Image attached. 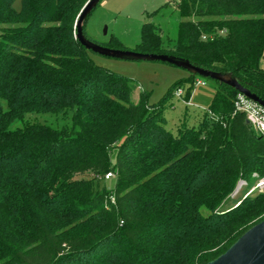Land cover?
<instances>
[{
  "label": "trees",
  "instance_id": "16d2710c",
  "mask_svg": "<svg viewBox=\"0 0 264 264\" xmlns=\"http://www.w3.org/2000/svg\"><path fill=\"white\" fill-rule=\"evenodd\" d=\"M16 1L0 0V264H208L264 219V189L226 208L239 181L251 191L264 177V136L236 111L237 91L190 74L160 105L135 103L129 79L75 39L89 0ZM177 8L173 48L149 23L135 52L230 72L264 101V0ZM198 80L214 98L173 135L165 106Z\"/></svg>",
  "mask_w": 264,
  "mask_h": 264
},
{
  "label": "rangeland",
  "instance_id": "374dc122",
  "mask_svg": "<svg viewBox=\"0 0 264 264\" xmlns=\"http://www.w3.org/2000/svg\"><path fill=\"white\" fill-rule=\"evenodd\" d=\"M179 1L102 0L88 18L85 30L90 40L101 46L135 51L142 42L143 26L152 23L159 29L164 47L171 49L178 39L180 23L185 20L177 8ZM21 7L22 0H17L15 9L20 11ZM88 53L97 65L129 79L133 102L138 103L140 95L146 94L151 107L160 105L174 84L190 76V73L184 69L159 61L119 60L92 51ZM261 66L264 69V59ZM187 88V83L181 87L182 97H179L175 90L165 106V126L173 135H178L183 124L197 127L208 111L216 92L215 83L205 80L202 84L196 83L188 101L185 99ZM256 176L257 174H254V177ZM80 177L90 178L91 174L86 173ZM116 184L115 178L105 182L108 191H113ZM250 194L247 184L239 181L226 208L238 204L243 197ZM203 213H207L206 208H203Z\"/></svg>",
  "mask_w": 264,
  "mask_h": 264
},
{
  "label": "water",
  "instance_id": "95a60500",
  "mask_svg": "<svg viewBox=\"0 0 264 264\" xmlns=\"http://www.w3.org/2000/svg\"><path fill=\"white\" fill-rule=\"evenodd\" d=\"M102 0H89L80 11L75 23V39L87 50L102 56L119 60L131 61H159L184 69L190 74L205 79H211L220 84L227 85L247 99L264 108V101L249 89L242 86L238 79L230 72H216L191 64L190 61L165 54H143L135 51L116 50L101 46L84 34V26L101 4ZM208 264H264V220L253 226L224 254Z\"/></svg>",
  "mask_w": 264,
  "mask_h": 264
},
{
  "label": "built area",
  "instance_id": "2783aa9c",
  "mask_svg": "<svg viewBox=\"0 0 264 264\" xmlns=\"http://www.w3.org/2000/svg\"><path fill=\"white\" fill-rule=\"evenodd\" d=\"M202 83L203 81L201 80L197 81L198 85ZM177 95L182 97L183 91L181 89L178 90ZM235 109L237 112L246 116L248 123L256 132L264 136V108L262 106L239 94L235 102ZM112 178H115V174L113 173H108L105 176L106 181L111 180ZM257 189H264V178L257 182L256 186L251 190V193L255 192Z\"/></svg>",
  "mask_w": 264,
  "mask_h": 264
}]
</instances>
